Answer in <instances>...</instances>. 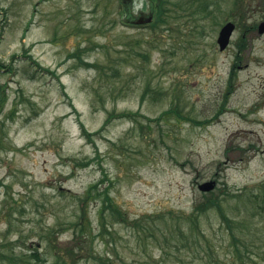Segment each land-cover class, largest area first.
<instances>
[{
    "label": "rangeland",
    "instance_id": "374dc122",
    "mask_svg": "<svg viewBox=\"0 0 264 264\" xmlns=\"http://www.w3.org/2000/svg\"><path fill=\"white\" fill-rule=\"evenodd\" d=\"M206 1L213 16L170 4L154 25L122 0H0V264H264V5ZM124 111L142 115L97 132ZM96 183L129 222L100 216ZM203 193L243 218L242 241L217 209L197 227L158 219Z\"/></svg>",
    "mask_w": 264,
    "mask_h": 264
},
{
    "label": "trees",
    "instance_id": "16d2710c",
    "mask_svg": "<svg viewBox=\"0 0 264 264\" xmlns=\"http://www.w3.org/2000/svg\"><path fill=\"white\" fill-rule=\"evenodd\" d=\"M133 3H130L131 1L126 0V1H122L123 7H124V12L125 14H129V16H132V11L134 12V8L135 7H146V8H150L151 12L154 14V20L152 22V24L154 25H158L159 23H168V16L169 13L171 11V6L170 4H173L176 7V10H189L192 11L191 13H196V14H201L202 16H213L214 14V9L210 8V4L209 1L206 0H179L178 1H173V0H132ZM238 7V11L243 13L244 11H242V4L237 5ZM174 10V11H176ZM173 11V10H172ZM240 45H242V43H240ZM87 65H92V66H96L99 69H102V67H99L98 64H93L91 62H86ZM39 65V64H38ZM3 67H8L6 66L3 62L0 61V68ZM41 67V66H40ZM236 65H234L233 70L231 71L230 74V79H229V85H228V93L232 91V86H233V81L235 78V68ZM46 70V69H45ZM49 69H47L46 71H48ZM50 72V71H49ZM171 110H164L161 115L159 117H157L156 119L162 118L164 115L170 113ZM2 112H0L1 115ZM142 114L138 111H124V112H111L108 117L106 118V120L104 121V123L102 124V126L100 127V129L97 131L98 133H101L103 131H105L108 126L110 125V123L115 119V118H132V119H137V117L141 116ZM183 117V116H182ZM190 120H192L195 123H199V124H204L206 122H209V119H205V120H198L195 118H189ZM85 128V127H84ZM86 131V129H85ZM95 132V133H97ZM87 136L92 137V134L89 132H87ZM0 144H1V139H0ZM228 193V190L226 191L225 194ZM4 194V199H5V193ZM232 195V193H231ZM236 195V194H234ZM241 195V194H240ZM243 196V194L241 195V197ZM88 197L90 198L89 200L93 199V200H97V199H103L102 201V206H101V210L100 216H104V208L106 207H110L111 211L119 214V216H121L122 212L121 210L115 206L112 203V197H111V193L110 191L106 188H100L98 186V183L96 184H92L89 186V188L87 189L86 192V198L88 199ZM3 199V200H4ZM247 199H249L248 197H244L242 198V200L246 201ZM80 200L83 202V198L80 197ZM212 209H217L220 216H221V220L222 223L226 225L227 229L230 230L231 235L233 236L235 241H242L245 237V235H239L236 234V231H242L243 229V218L241 219H235L234 217L230 216L226 211H225V207L223 202L219 199L218 196H216L214 193H211V195H208L207 193H203V199L197 201V203L194 205V208L192 210V212L188 215V216H184V215H180L178 213H176L173 210L167 211V212H163L161 215L158 216V219L162 218L163 221L167 222L165 223L166 228L168 226V222L170 221H189L191 222L192 227H197L200 223V217L202 214L207 213L208 211L212 210ZM258 215L257 213H254L253 216ZM122 217V216H121ZM121 220L125 221V222H129L128 219L122 217L120 218ZM137 220L139 219H135L132 223V225L134 226V228H140V222H137ZM177 228L179 230V233L177 236L178 240L181 239V236L183 237L185 235V228L182 226V224H178ZM164 231V230H163Z\"/></svg>",
    "mask_w": 264,
    "mask_h": 264
},
{
    "label": "water",
    "instance_id": "95a60500",
    "mask_svg": "<svg viewBox=\"0 0 264 264\" xmlns=\"http://www.w3.org/2000/svg\"><path fill=\"white\" fill-rule=\"evenodd\" d=\"M234 29H235V24L233 22H227L220 30L218 43L221 50L226 49V47L229 45ZM259 31L261 33H264V21L260 22ZM215 186H216V181L214 180L206 181L204 183L199 184V188L202 191H206V192L213 190ZM0 191H1V186H0Z\"/></svg>",
    "mask_w": 264,
    "mask_h": 264
},
{
    "label": "flooded vegetation",
    "instance_id": "af4514ba",
    "mask_svg": "<svg viewBox=\"0 0 264 264\" xmlns=\"http://www.w3.org/2000/svg\"><path fill=\"white\" fill-rule=\"evenodd\" d=\"M122 1H126V0H122ZM129 1H131L130 3H132V0H129ZM239 1V4H243V2L245 1V0H238ZM257 2H258V4H260L261 6L262 5H264V0H256ZM151 12L150 13H148V12H145V10L144 9H141V10H139V13H138V16H137V20H135V19H131V21H136V22H139V23H142V22H150L149 21V19L151 18ZM246 14V12L245 13H241V15L243 16V15H245ZM134 16V15H133ZM132 16V17H133ZM262 21H264V20H262ZM261 21V22H262ZM227 22H230V20L229 21H227ZM226 22V23H227ZM231 22H233L234 24H235V30H236V28H237V24L234 22V21H232L231 20ZM260 24V23H259ZM259 24H257V29H258V31H259ZM235 32V31H234ZM247 32H249L248 30H244V34H243V37H245L246 36V33ZM259 33L260 34H263L264 35V33H261L260 31H259ZM243 41H245V39L243 40ZM231 44V41H230V43H229V45ZM228 45V46H229ZM235 65V64H234ZM261 111V109H252V110H249V111H247V112H260Z\"/></svg>",
    "mask_w": 264,
    "mask_h": 264
}]
</instances>
